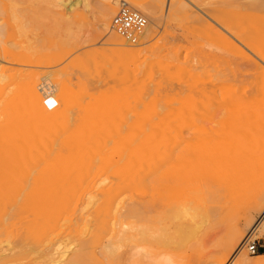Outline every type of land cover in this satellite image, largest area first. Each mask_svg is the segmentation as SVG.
Here are the masks:
<instances>
[{"label":"rangeland","instance_id":"374dc122","mask_svg":"<svg viewBox=\"0 0 264 264\" xmlns=\"http://www.w3.org/2000/svg\"><path fill=\"white\" fill-rule=\"evenodd\" d=\"M1 1L5 4V8L0 10V57L3 54V49H8L15 52L18 59L24 58L19 59L21 65L0 64V75L4 74L2 76H7L5 78L8 79L0 84V101L20 96L25 88V78L33 76L37 77L39 89L45 84L55 85V97H58L63 91H69L72 95L74 101L70 104L69 120L62 129L75 131L76 128L74 127H84V129L77 127L76 131L88 130L94 142L99 140L110 141L114 138L120 139L122 136L125 137V134L136 139L149 137L146 138L147 157L138 163L139 167L137 165L133 170L135 173L143 174V179L133 180L130 186H125L108 175L98 176L93 171L72 173L73 167H67L65 168L67 170L62 169L61 171H48L45 165L20 166L18 168L6 163V160L0 157V264H240V260L262 264L260 260L264 258L261 259L259 256H264V211H254L253 213L249 211L254 203L256 192H237L233 177H225L212 182H207L200 176H196L192 180L187 176L185 178L183 167H180L182 165L179 163L176 164L175 158L182 149L177 150L181 145L180 135L182 133L187 135L193 129L199 116L207 113L209 101L213 96L212 88L209 89V86L214 85L216 77L223 80L221 75V77L218 76V72H221L223 76L227 72L229 75L224 76L227 77V80L232 76L231 79H234L235 84L232 88H235L237 94L239 93L238 90L241 89L240 92H248L250 99L255 98V96L256 98L260 97L257 93L255 95L253 91L257 92L260 88L261 82L259 80L262 79L258 70L263 68L264 64L262 65V62L256 60V53L252 54L251 48L256 45L259 46L262 42L260 28H264V0H197L199 3L204 1V4L209 2L219 6L225 23L230 28L237 31L239 29L242 32L247 43V49L240 45L238 49L237 47L232 49L233 46L227 43H224L225 46L223 47V42H219L220 39L208 27L207 23L182 17L165 20L163 25L156 28V33L152 38H149L145 33L146 30H144L137 44L129 43L112 27L109 30L102 27L100 11L105 0H80L83 5L80 3V10H76L78 13L75 16V10L73 15L67 12L70 10H67L64 5L67 2L64 0L65 3L62 4H60L62 1L57 4L55 0ZM76 1L72 0V2ZM131 1L143 4L145 7L155 4V0ZM86 2L91 7L89 10H84L83 6ZM126 3L135 9L132 4ZM56 5L61 6L59 8ZM120 6L121 4L117 6V13ZM191 9L197 12L201 18H204L201 13L196 11V8L191 6ZM142 14L148 20V27L153 28L149 18L151 16ZM257 21H261L260 24L256 23ZM258 24L263 26L260 27ZM197 31L199 33H195ZM113 33L124 40L125 48L135 45L136 48L143 49L142 59L139 58V61L136 60L124 71L119 69L117 58L121 47L109 42ZM184 33L187 34L186 39L183 36ZM214 37H217L218 42ZM211 39L216 42H212ZM208 45L209 47H207ZM211 45L212 47H210ZM228 46L231 50H227ZM144 58L147 60L143 61ZM29 60L30 65L26 63ZM243 64L249 65L247 69ZM250 65L252 66L251 70ZM225 70L227 71L225 72ZM229 71L230 73H228ZM236 74L238 76L240 74V76L236 77ZM120 76H124L123 79H120ZM235 77L238 80H235ZM127 78L131 82L127 81ZM212 78L215 79L214 82ZM45 79L48 80L45 82ZM114 86V89L118 91H121V88H131L134 94L128 102L118 104L116 96L113 95L115 93L112 89ZM240 86L244 88L242 89ZM107 102L109 103L107 104ZM86 103L90 105L88 106ZM205 105L207 108L204 107ZM93 110L94 112H92ZM98 110L102 112H97L96 116L92 114ZM120 111H124L123 114ZM97 114H99L98 117ZM158 115L161 118L157 117ZM138 116L141 118L138 119ZM162 117L164 119L166 117V119L160 120ZM84 118L86 123L82 121ZM167 118L170 119L167 120ZM188 119L189 124L193 126L186 123ZM88 121L95 122L100 127L96 126L97 129L95 130L92 128L95 125ZM163 121H165L164 124ZM157 122L160 123V126ZM108 127L113 131H110ZM179 133H181L180 137L178 136ZM155 135L158 136L157 139L154 137ZM178 137L179 139H175ZM94 147L95 145H90L82 149L81 156L90 157L91 155L94 157L97 152ZM3 155L4 151L0 150V156L3 157ZM167 157L172 158L173 161L165 166L162 165L160 174L156 173L158 161ZM261 157L264 159V156ZM261 157L256 162L264 171V160L262 161ZM172 162H174V166L176 164V168L171 165ZM54 172H58L57 175ZM144 175H147L146 178ZM102 181H105L104 184L100 183ZM99 183L100 185L97 187ZM262 184H264V174ZM138 189H141L142 192ZM201 189H208L211 193L205 199L200 198L198 200ZM30 190H33V198H35L31 201L25 200L23 195ZM150 195L152 196L150 197ZM91 197H93L92 203L89 205L88 201L90 200L88 199ZM70 198L72 202L69 201ZM110 201L113 203L114 211L167 212V210L176 211V209L183 207L187 209L188 206L190 210L193 211L194 209L197 213L196 217L191 219L193 224L187 218L190 216H182L181 219H178L179 221L174 220L167 223L168 227L166 226V228L169 232L167 231L166 237L160 238L162 242L159 239H142L143 242H137L138 247L132 249L127 246L124 248V257L119 258L118 253L112 255L111 252L110 255L108 250L102 251V247L107 241L114 242L115 240L114 234L110 231L112 221L109 222V230H105L101 220L100 211H106L105 206ZM32 204L34 205L32 206ZM180 204L182 208L178 207ZM28 206L29 208H27ZM50 207L56 208V211H70L59 220L56 230L53 232L54 241H60L61 245L55 251V262L51 263V260L48 261L49 259L46 258L50 252V247L45 245V238L38 240L37 235L26 233L24 226H22L24 222L20 212L49 211ZM186 209L184 210L186 211ZM197 224L199 225L197 226ZM186 226L190 228L195 226L196 231L191 228L195 232L187 234L190 229L188 228V230ZM236 231H240L242 237L232 247L230 241H236ZM163 239L166 242L163 243ZM253 242L260 248L256 254H251L248 251V246ZM241 245L244 246L243 251L235 259L233 254L237 253L238 249L242 247ZM107 253L110 257L106 256Z\"/></svg>","mask_w":264,"mask_h":264},{"label":"bare ground","instance_id":"6f19581e","mask_svg":"<svg viewBox=\"0 0 264 264\" xmlns=\"http://www.w3.org/2000/svg\"><path fill=\"white\" fill-rule=\"evenodd\" d=\"M59 1H62V2L60 3ZM64 1L67 2L66 4H64L66 6L67 10H70V12L69 11H67V12L73 15V11L75 10L74 16L77 15L78 11L80 10L81 1L80 0H77L76 2H72V0H64ZM198 1H200V0H198ZM198 1L197 0L196 1L195 0H155V4L153 6H149V7L146 6L145 7L143 4L135 3L131 0H105L103 3L102 9L100 11V23H102V27L105 30L111 29L112 20H113L114 16L117 14V6L119 4H122V3L128 4L126 2H129L139 12H142L145 15L148 14L151 16V17H149L147 15L150 18V21H151V24L153 25V28L151 26L148 27V24L146 26L147 29L145 28V30H146L145 33L149 36V38H152L154 36V34L156 33V28L163 25L165 20L172 19L175 17H178V18L182 17L185 19H194L196 21H203V22L207 23L208 27L212 31H214L215 35L220 39L219 42L221 41V42H223V44L227 43L228 45L229 44L232 45L233 46V47H231L232 49H235L236 47L238 49L239 45L241 47L247 49V43L244 39V36L242 35V32H240L239 29L237 31V30L230 28V26L227 25V23H225L222 15H221L222 13H221L220 9L218 8L219 6H217L214 3L208 2L207 4H204L205 3L204 1H201L200 3ZM55 2L57 4L58 3H60V4L65 3V2H63V0H58V1L55 0ZM64 5H63V7H64ZM56 6L58 7L59 5H56ZM60 6H59V8H60ZM191 6L194 9L196 8V11L201 13L204 18H201V16L197 12L193 11L191 9ZM63 7H61V8H63ZM83 7H84V10H89L91 8L90 5L87 4V2L85 3V5ZM221 7H222V5H221ZM233 7H236V6H233ZM3 8H5V4L0 0V10ZM76 10H78V11H76ZM223 12H224V10H223ZM228 17H230V16H228ZM232 17H233V15H232ZM225 18H227V17H225ZM260 20H262V19H260ZM251 21H252V19H251ZM254 21H256V20L254 19ZM260 22L257 21L256 23L260 24ZM261 25H259V26L262 27L264 24L262 26ZM9 26H10V23H9ZM0 28H1V26H0ZM260 29L262 32V42L260 45L258 44L259 46H257V45L252 46L251 45L252 47H254V48H251L253 53L251 51H249V52H251L252 54L256 53V56H255V57H257L256 60L257 61L259 60L260 63L262 62V65H263L264 64V28H260ZM198 31H200V30H198ZM198 31L195 33H199ZM200 32H202V31H200ZM214 33H213V35H214ZM186 35L184 33V35H183L184 38ZM217 37L216 38L214 37V39H216V41L218 40ZM189 41H187V42H189ZM211 41L216 42L213 39H211ZM109 42L115 46L121 47V49L118 52V57H117L118 63H119V69L124 71L127 68H129L130 65H133L134 64L133 62H136V60L139 61L138 60L139 58L142 59L141 56L143 53V49L136 48L135 45L132 47H126L125 48L126 44H125L124 40L120 36H118L116 33L112 34V36L109 39ZM224 46H225V44L223 45V47ZM207 47H209V45ZM210 47H212V45ZM229 47L230 46H228L227 50H231V49H229ZM225 48H227V47H225ZM212 49H214V48H212ZM222 51H221V54L223 53ZM2 53L3 54H1L2 56L0 57V64L5 63V64L21 65L20 64L21 61L19 59L22 60V58H24V57H22V58L20 57L18 59L17 54L15 52H13L12 50H8V49H5V50L3 49ZM224 55H225V53H224ZM245 57H247V56H245ZM146 60L144 58L143 61H146ZM150 60H152V59H150ZM195 60H197V59H195ZM26 63H28L29 65L31 64L30 60L26 61ZM250 63H251V61H250ZM245 64H246V62H245ZM251 64H253V63H251ZM258 64H259V62H258ZM246 65H244V67L247 69V67L249 65L248 66H246ZM250 67H251L250 68V70H251L252 66L250 65ZM260 67H258V68H260ZM263 68L258 70L260 72L261 79H262V80L258 79L259 82H261L260 88L257 92L253 91L254 94L257 93L260 97L258 96L259 98H256V96H255V98H253V99H250V97H248V92H240L241 89L238 90L239 93L237 94V92L234 90L235 88L234 89L232 88L233 86H235L234 79H231L232 76L229 77L230 81L227 80V77H224L226 75L227 76L229 75L226 72L227 70H225L226 73L224 76L221 72H218V74H219L218 76L219 77L222 76L223 80H220L221 78L216 77V81H215L214 85L212 84L213 86H211V85L209 86V89L212 88V95L213 96L209 101L210 103H209V108H208L207 113L205 112L206 114L199 116V119L197 120V122L194 126L192 124H189V119L187 120L188 122H186V123L189 124L190 126H193V129L190 130V132L187 135H185L183 133L178 134V136L181 134L180 135L181 137L180 136L179 137L181 139V145L182 146L180 145L177 150L179 151V148H182V149H181L179 155L176 156L177 158H175V161L177 162L176 164L178 165V163H179V165H182L180 167H183L182 168L183 169V175L185 176V178L187 176L189 179L192 180L196 176H200L204 180H207V182H212L213 180H218V179L225 178V177H231V178L233 177L235 179V187H236L235 190L237 192L242 193V192H248V191H255L256 197H255L253 205L251 206V209L249 210L251 213H253L254 211H264V184H262V178H263V174H264L263 172L264 171H263V168L261 166H259L260 164L257 163L258 162L257 159L260 158L261 156H264V69ZM210 69H213V68H210ZM246 69H245V71H246ZM218 70H222V69H218ZM2 71H3V69H2ZM192 71H193V69H192ZM222 71H224V70H222ZM234 71H236V70L234 69ZM228 73H230V71ZM114 74H117V73H114ZM2 75H4V74H2ZM2 75H0V84L4 81L8 80L7 78H5L7 76L3 77ZM211 76H213V75H211ZM239 76H240V74H239ZM239 76L237 75L236 77H239ZM123 77L120 76V79H123ZM195 77H196V74H195ZM236 77H235V80H238V79H236ZM47 78H49V77H47ZM125 78H126V76H125ZM47 80L48 79H45V82ZM212 80H213V78H212ZM214 80H213V82H214ZM25 81H26L25 86H24L25 88H24V90L20 96L19 95L16 97L12 96L13 98L2 99L0 101V150L4 151L3 157L2 156H0V157L3 158L4 160H6V163H9L12 166L15 165L18 168L20 166L45 165V167L48 168V171H52V170L61 171L62 169H65L67 167H73L72 173L93 171L98 176L99 175H108L114 179H117V181L123 183L125 186H130L133 183V180H135V179H139V180L143 179V174L135 173V172H133V170H134L135 166L138 165V163H140L142 160L145 159V157H147L146 156V153H147L146 138L149 136L136 139V138H133L131 136H127L125 134V137L122 136V137H120V139L117 137L119 140L114 138V140H110V141H100L99 140V141L94 142V140L90 136L91 134L89 133L88 130L82 131V132L76 131L77 127H80V126H77V127L73 126L74 128H76L75 131L62 129L64 127L65 123L69 120L70 104L73 103V101H74V99H72L73 97H71L72 95H70V92L69 91H63L58 97H55L54 96V92H55L54 86L55 85L53 86V85L45 84L44 86H42L39 89V82L37 80V77L36 78L33 76L26 77ZM127 81L131 82L129 79ZM209 83H211V82H209ZM242 83H244V82L242 81ZM54 84H56V83H54ZM240 84H241V82H240ZM117 86H119V85H117ZM236 87H237V85H236ZM114 88H115V86L112 89H114ZM203 88H204V86H203ZM241 88L243 89L244 87H241ZM201 89H202V87H201ZM198 91L200 92V90H198ZM204 91L206 92L205 89H204ZM207 91H208V89H207ZM209 91L211 92V90H209ZM71 92H72V90H71ZM113 92L117 93L116 95H115V93L113 95L116 96V100H117L118 104L128 102L129 99L134 94L131 88H125V89L121 88V91L114 89ZM251 94H252V92H251ZM88 99H89V97H88ZM101 99H102V97H101ZM112 99H113V97H112ZM86 100H87V98H86ZM113 101H115V100L113 99ZM47 102L49 105H54L55 103H57V106L55 108L48 109L46 106ZM109 102H107V104ZM86 104L88 105V103H86ZM204 104H205V102H204ZM81 107H83V106H81ZM95 107H94V109H95ZM148 107H151V106H148ZM204 107L207 108L206 105ZM96 108H98V107H96ZM90 109H91V107H90ZM119 109H118V111H119ZM150 109H152V108H150ZM99 111L102 112L101 110H98L92 114L96 116V113ZM105 111H107V110H105ZM149 111H151V110H149ZM152 111H153V109H152ZM201 111H203V110H201ZM92 112H94V110ZM120 112L123 114L124 111L123 112L120 111ZM86 113H88V112H86ZM90 113H89V115H90ZM132 113L134 114L133 111H132ZM145 113H148V112H145ZM149 114L151 115V113H149ZM171 114H173V113H171ZM98 115L99 114H97V117H98ZM114 115H115V113H114ZM118 115H119V113H118ZM157 117H159V115ZM122 118H123V116H122ZM139 118H141V117L138 116V119ZM159 118H161V117H159ZM163 119H164V117H162V119H160V120H163ZM165 119H166V117H165ZM169 119L167 118V120H169ZM183 119H184V117L182 118V120ZM193 119H194V117H193ZM95 120H97V119H95ZM82 121H84V123H86L85 118ZM117 121H118V119L116 120V122ZM141 121H143V120H141ZM136 122H139V121H136ZM164 122L165 121H163V124H164ZM91 123H93L95 125V127H92V128L96 130L97 129L96 128L97 123L96 124H95V122H91ZM186 123H185V125H186ZM141 124H143V123H141ZM157 124H158V122H157ZM181 124H183V123H181ZM132 125H133V123H132ZM134 125H135V123H134ZM154 125H155V123H154ZM158 125L160 126V123ZM140 126H142V125H140ZM97 127H100V126H97ZM183 127H185V126H183ZM80 128L84 129V127H80ZM152 128H153V126H152ZM176 129L178 130V127ZM135 130H132V131H135ZM110 131H113V130L110 129ZM114 131H116V129H114ZM153 131H154V128H153ZM103 133H105V132H103ZM111 133H114V132H111ZM137 133L139 134V132H137ZM175 133H176V131H175ZM116 134H118V132H116ZM134 134H135V132H134ZM160 134H161V132H160ZM176 135H177V133H176ZM154 137H156V139H157L158 136L155 135ZM175 137H177V136H175ZM179 137L175 138V139H179ZM104 138H106V137H104ZM172 139H174V138H172ZM106 140H107V138H106ZM167 143H168V140H167ZM169 143H170V140H169ZM172 143H173V141H172ZM176 144H177V142H176ZM90 145H95L94 148H95V150H97V152L95 153V156L91 157L90 154H89L90 157L81 156L82 149H84L85 147H88ZM148 149H150V148H148ZM175 154H176V152H175ZM263 160L264 159L262 158V161ZM171 161H173V159L170 157L169 158L168 157L162 158L161 160H159L158 161L159 163L157 164L158 166H157V169L155 170V172L160 174L162 171L161 166L162 165L165 166L166 164H170ZM176 164H175V166H176ZM10 165H8V166H10ZM171 165L174 166V162H172ZM171 165H169V166H171ZM175 166H174V168H176ZM138 167H139V165H138ZM143 167H145V166H143ZM14 168H16V167H14ZM14 168H12V169H14ZM16 170H14V171H16ZM65 170H67V169H65ZM141 170L143 171V168H141ZM178 170H179V168H178ZM145 172H147V171H145ZM145 172H144V174H145ZM54 173H56V172H54ZM57 173H56V175H57ZM140 175H141V177H140ZM25 176H27V175L25 174ZM146 176L144 175V178H146ZM73 177H74V175H73ZM54 180H55V178H54ZM104 180H106V179H104ZM10 181H11V179H10ZM54 182H56V181H54ZM103 182H105V181H102L100 183H103ZM100 183L97 185V187L100 185ZM35 184L37 185V183H35ZM53 186H55V185H53ZM97 187H96V189H97ZM141 188H143V187H141ZM152 189H154V188H152ZM16 190H18V189L16 188ZM33 190H30L28 193H26L27 195L26 194L23 195V198H25V200H30V201L33 200L35 198V197L33 198ZM138 190H140V192H142L141 189H138ZM47 192H48V190H47ZM210 193H211V191L208 189H201L200 197L198 198V200L200 198L205 199L206 196L209 195ZM17 194H18V192H17ZM139 194L141 195V193H139ZM151 196L152 195H150V197ZM191 196H192V193H191ZM248 196H249V194H248ZM71 198H72V196H71ZM71 198L69 199L70 202H72ZM92 198L93 197H91V199L90 198L88 199V200H90V201H88L89 205L92 203ZM121 199H123V198H121ZM33 205L34 204H32V206ZM85 207H86V205H85ZM178 207L180 208L181 204ZM27 208H29V206ZM34 208H35V206H34ZM36 208H37V206H36ZM174 208H175V206H174ZM182 209H176V211H168L166 209L167 212L166 211L165 212H159V211H114V206H113L112 201L108 202L105 206L106 211H100L102 214L101 220L104 224L105 230H109L108 225H109V222L112 221V227L110 228V231L114 234L113 238L115 240H114V242L107 241L103 245L102 251H104L106 249L105 251L108 250V253L110 252V255H111V252H112V255L118 253L119 258H122V257H124V253H123L124 248H126L127 246H130V248H132V249L136 248V247H138L137 242L142 241V239H146V240L147 239H150V240L159 239V241H160L161 240L160 238H162L163 236H165L169 232L168 229L166 228L167 223H169V222L171 223V221H174V220L179 221L178 219H181L180 217H182V216L183 217L184 216L185 217L190 216L191 218L187 217L190 220L193 219L194 217H196L195 215H196L197 211H194V209L192 211L189 209L188 206H187V209L184 207ZM184 209H186V211ZM20 212L22 214V221L24 222V225H22V226H24V230L26 231V233L28 235H34V234L37 235L38 240L45 238V240H44L45 245H49V247H50V252H49V254H47L46 258L49 259L48 261L51 260L50 263L53 261L55 262V251L61 245V242L60 241H56V242L54 241L53 232L56 230L55 228H56V225L58 224L59 220L66 213H68L70 211H56V208L50 207L49 211H40L39 210V211H20ZM203 218H205V217H203ZM182 221H180V222H182ZM192 221L193 220H191V222ZM192 224H193V222H192ZM198 225L199 224H197V226ZM194 227L192 226L191 228L194 229ZM188 228L191 230V228L189 226L187 227V229ZM174 229L177 230L176 228H174ZM190 230L187 234H189L190 232L194 233L196 231V229H194L195 231L194 230L190 231ZM181 231L183 232L182 229H181ZM179 234H181V233L179 232ZM235 236H236V241H234V242L230 241V244L232 242V247L235 246V244L239 240H241L242 233L240 231H238L235 234ZM180 238H182V237H180ZM139 239H141V240H139ZM189 239H190V237H189ZM164 240L165 239H163V243L166 242ZM171 241H173V240L171 239ZM145 242H147V241H145ZM154 242H156V241H154ZM161 242H162V240H161ZM173 242H175V241H173ZM177 243H178V241H177ZM156 244H157V242H156ZM165 244H163V245H165ZM88 247H90V246H88ZM243 248H244V246L240 247V249H238L237 253L233 254V255H235V259H237V257H239V255L243 251ZM143 250H141V251L143 252ZM108 253L106 255L107 257L109 256ZM7 254H9V253H7ZM259 258L262 259V258H264V256H259ZM260 261L262 262V264H264V259L260 260ZM239 263L240 264H254L252 262H248L247 260H240Z\"/></svg>","mask_w":264,"mask_h":264},{"label":"built area","instance_id":"2783aa9c","mask_svg":"<svg viewBox=\"0 0 264 264\" xmlns=\"http://www.w3.org/2000/svg\"><path fill=\"white\" fill-rule=\"evenodd\" d=\"M148 24L147 18L139 11L131 8L128 4L122 3L118 13L112 20V28L126 41L136 44ZM48 109L55 108L57 103L49 105ZM248 251L251 254H256L260 251L259 246L253 242L248 246Z\"/></svg>","mask_w":264,"mask_h":264},{"label":"trees","instance_id":"16d2710c","mask_svg":"<svg viewBox=\"0 0 264 264\" xmlns=\"http://www.w3.org/2000/svg\"><path fill=\"white\" fill-rule=\"evenodd\" d=\"M261 254H263V252H261Z\"/></svg>","mask_w":264,"mask_h":264}]
</instances>
